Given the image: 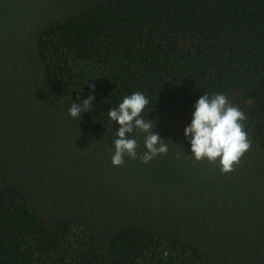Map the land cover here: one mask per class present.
Listing matches in <instances>:
<instances>
[{"label":"trees","instance_id":"16d2710c","mask_svg":"<svg viewBox=\"0 0 264 264\" xmlns=\"http://www.w3.org/2000/svg\"><path fill=\"white\" fill-rule=\"evenodd\" d=\"M134 91L169 151L115 167ZM217 93L252 142L225 175L184 136ZM0 264H264V0H0Z\"/></svg>","mask_w":264,"mask_h":264},{"label":"clouds","instance_id":"9594fccd","mask_svg":"<svg viewBox=\"0 0 264 264\" xmlns=\"http://www.w3.org/2000/svg\"><path fill=\"white\" fill-rule=\"evenodd\" d=\"M95 91V86H91ZM94 95L88 96L82 103L72 102L68 114L73 120H81L83 113L91 112ZM149 98L140 91L127 95L118 107L109 110V123L116 122L118 131L114 133V153L111 164L115 167L125 165V157L139 159L142 164H149L158 156L168 153V144L154 132V121L144 118V111L149 105ZM192 121L184 130V136L191 145V157L196 162L219 163L222 175L234 172L241 158L252 148L244 130L245 113L234 106L223 93L211 97L201 96L194 105ZM136 133L143 135L145 151L138 154Z\"/></svg>","mask_w":264,"mask_h":264}]
</instances>
